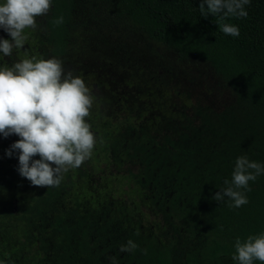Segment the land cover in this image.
<instances>
[{"label":"trees","instance_id":"16d2710c","mask_svg":"<svg viewBox=\"0 0 264 264\" xmlns=\"http://www.w3.org/2000/svg\"><path fill=\"white\" fill-rule=\"evenodd\" d=\"M80 2L132 24L180 60L203 62L231 100L218 108L195 102L178 122L164 119L154 128L128 121L111 140L110 150L117 161L124 157L126 177L155 217L147 233L112 206L81 209L74 194L67 205L71 181L37 187L18 171L3 170L0 261L111 264L115 257L117 264H237L236 238L264 232V174L249 181L245 205L212 197L231 181L237 157L264 165V0H250L247 17L224 21L238 27L239 36L224 34L217 17L204 18L201 0H51L41 35L52 55L65 53ZM128 240L138 248L122 252Z\"/></svg>","mask_w":264,"mask_h":264},{"label":"rangeland","instance_id":"374dc122","mask_svg":"<svg viewBox=\"0 0 264 264\" xmlns=\"http://www.w3.org/2000/svg\"><path fill=\"white\" fill-rule=\"evenodd\" d=\"M92 10L82 2L75 7L74 28L64 54L49 52L41 35V16L37 17L34 30H26L28 40L21 51L14 50L12 57L0 54V63L11 65L23 58V51L27 50L45 59L61 60L65 72L72 71L83 79L93 97L87 122L91 129L98 130L92 129L97 143L91 157L80 167L64 173L62 181L75 184L81 209L90 210L91 206L100 212L104 206H112L119 215L125 213L128 220L140 221V228L147 233L155 217L147 212L137 187L126 177L128 164L124 157L117 161V155L110 150L111 140L128 121L151 128L164 119L176 123L183 114L189 115V106L195 102L218 108L228 104L231 96L203 62L180 60L161 43L143 36L132 24ZM0 38L11 40L3 29ZM17 139L15 134L0 136V161L18 162V150L11 157L6 155ZM68 187L66 203L71 205Z\"/></svg>","mask_w":264,"mask_h":264},{"label":"clouds","instance_id":"9594fccd","mask_svg":"<svg viewBox=\"0 0 264 264\" xmlns=\"http://www.w3.org/2000/svg\"><path fill=\"white\" fill-rule=\"evenodd\" d=\"M250 0H201L204 18L210 14L224 34L239 36L238 27L224 23L232 17H247L245 5ZM206 6V7H205ZM51 0H0V29L11 40L0 38V54L12 57L28 40L26 30L37 27V17L47 15ZM62 23V18L57 20ZM23 58L11 65L0 63V136L19 137L6 155L18 150V173L37 187H57L63 174L78 168L89 159L96 137L87 122L93 97L83 79L65 72L61 60L45 59L23 51ZM39 156V159L33 157ZM264 174V165L250 161L246 155L236 158L231 181L212 197L217 202L227 198L232 207L248 203L249 181ZM243 189L244 191H241ZM138 248L132 240L121 246L122 252ZM233 260L237 264H264V232L234 242ZM111 264H117L115 257ZM0 264H5L0 261Z\"/></svg>","mask_w":264,"mask_h":264},{"label":"flooded vegetation","instance_id":"af4514ba","mask_svg":"<svg viewBox=\"0 0 264 264\" xmlns=\"http://www.w3.org/2000/svg\"><path fill=\"white\" fill-rule=\"evenodd\" d=\"M92 129H93V127H92ZM91 129V131H93ZM94 132H98V130L97 129H95L94 130ZM107 132V131H106ZM106 134H109V133H106ZM13 143V142H12ZM9 145V144H8ZM33 159H39V156H36V157H33ZM7 162V164H5V163H3L2 161H0V173H2L3 172V170H7V171H10L11 173L12 172H17V169H18V162L16 161V160H13V159H7L6 160ZM0 183H2V181H0ZM73 186H75V184L72 182V184H70V187H71V191H70V194H74V195H76V196H79L80 195V193H79V190L77 189V190H75V188L73 187ZM2 187V186H1ZM12 187H13V189H15L16 188V185H15V183L12 185ZM78 198V197H77ZM78 200V199H77ZM10 203H11V205H12V209H13V213H15V214H17V207H16V205H17V199L16 198H13V199H11L10 200ZM72 203V202H71ZM79 204V203H78ZM79 207H80V204H79ZM90 207V211H96V209H94L93 207H91V206H89Z\"/></svg>","mask_w":264,"mask_h":264}]
</instances>
